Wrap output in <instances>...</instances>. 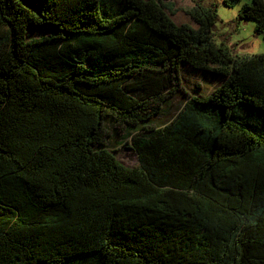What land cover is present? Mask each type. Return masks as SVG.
<instances>
[{
    "label": "trees",
    "instance_id": "1",
    "mask_svg": "<svg viewBox=\"0 0 264 264\" xmlns=\"http://www.w3.org/2000/svg\"><path fill=\"white\" fill-rule=\"evenodd\" d=\"M220 1L264 37V0ZM192 2L195 28L171 0H0V264H264V53ZM185 68L220 82L189 96Z\"/></svg>",
    "mask_w": 264,
    "mask_h": 264
},
{
    "label": "rangeland",
    "instance_id": "2",
    "mask_svg": "<svg viewBox=\"0 0 264 264\" xmlns=\"http://www.w3.org/2000/svg\"><path fill=\"white\" fill-rule=\"evenodd\" d=\"M174 3L176 13L170 16L176 25L189 24L195 28L194 22L184 13V10L193 6L192 0H171ZM205 5L217 4L219 20L214 28V36L218 41H225L234 54L253 55L264 53V37L256 35L253 23L250 21L238 24L237 12L239 6L228 9L220 0H202ZM41 34L35 33L33 36ZM182 85L189 96L208 95L215 86L219 84V77L203 76L201 73L193 72L185 68L182 73ZM186 97L175 98L169 106L163 108L160 116H157L155 124L161 127L168 124L181 110ZM106 125V147L113 153L115 158L125 167L133 168L138 164V158L131 147L132 139L137 135L136 131L118 127L111 122Z\"/></svg>",
    "mask_w": 264,
    "mask_h": 264
}]
</instances>
